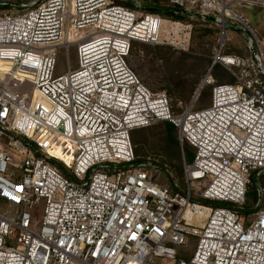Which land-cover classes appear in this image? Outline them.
<instances>
[{
    "label": "built area",
    "instance_id": "2783aa9c",
    "mask_svg": "<svg viewBox=\"0 0 264 264\" xmlns=\"http://www.w3.org/2000/svg\"><path fill=\"white\" fill-rule=\"evenodd\" d=\"M239 7L264 0H0V264H264V49ZM194 22L224 43L174 110L128 59ZM228 33L240 52H226ZM72 45L77 68L59 73ZM217 66L234 82L216 83ZM162 122L194 151L182 186L137 161L132 132Z\"/></svg>",
    "mask_w": 264,
    "mask_h": 264
},
{
    "label": "rangeland",
    "instance_id": "374dc122",
    "mask_svg": "<svg viewBox=\"0 0 264 264\" xmlns=\"http://www.w3.org/2000/svg\"><path fill=\"white\" fill-rule=\"evenodd\" d=\"M237 9L249 20L262 40L264 49V9ZM226 39V52H240L245 46L244 39L238 34L228 33ZM164 40L167 43L160 45L134 43L128 61L143 84L154 93H166L173 109L177 110L180 102L186 105L193 100L196 89L208 74L212 58L223 45L224 38L212 23L194 22L192 28L180 32L177 36H165ZM58 63L59 73L76 69L77 46L72 45L69 51L61 52ZM214 78L216 83L234 81L232 75L224 69H217ZM211 100L212 87L207 86L199 97L196 108L209 106ZM174 136L178 138L177 133ZM131 140L138 162L146 161L156 168L162 167L159 181L163 185L170 187L174 181L181 186L184 184L188 148L181 144L177 149L174 147L169 140L165 124L137 130ZM189 151L194 152L190 148ZM262 183L264 184V181ZM245 217L251 220L254 213ZM195 247L196 239L192 238L187 247L188 252H193Z\"/></svg>",
    "mask_w": 264,
    "mask_h": 264
},
{
    "label": "trees",
    "instance_id": "16d2710c",
    "mask_svg": "<svg viewBox=\"0 0 264 264\" xmlns=\"http://www.w3.org/2000/svg\"><path fill=\"white\" fill-rule=\"evenodd\" d=\"M133 45H134V44H133ZM133 45H132V48H133ZM131 52H132V49H131ZM130 56H131V54H130ZM128 62H129V61H128ZM217 69L220 70V69H222V68L219 67V66L215 67L214 73L217 71ZM214 73H213V76H214ZM233 80H234V79H233ZM233 82H234V81H233ZM233 82H231V83H233ZM211 87H212V86H211ZM202 92H203V91H202ZM158 124H165V126H166V128H167V132H168L169 140H170V142H171L172 144H174V147L177 149V148L179 147V145H180V142H179L178 138L176 139L175 136H174V134L177 133V129H176V127H175L173 124L169 123V122H162V123H158ZM158 124H155V125H158ZM155 125H153V126H155ZM153 126H152V127H153ZM149 128H150V127H149ZM143 129H146V128H143ZM137 130H140V129H137ZM137 130H134V131L132 132L131 137H133L135 131H137ZM186 146H187V148H188V150H187V154H188V164H190V163H192V161H193V159H194V152L191 153V152L189 151V148H190L191 150H192V148H191L190 146H188V145H186ZM53 156H54V158L51 159V163H52L53 165H55L56 167H58L62 172L68 174V172H67V164H66L65 162L69 163L68 160H70L71 158H70V157H66V156H65L64 154H62V152H60V151H54V152H53ZM160 167H161V166H160ZM161 168H162V167H161ZM253 189H254V188H253ZM253 189H252V191L249 193L248 203H252V202L254 203V202L256 201V194H255V191L253 192ZM253 203H252V205H253ZM252 205H249V206L247 205V206H245V207L240 208V210H241V214L244 215V216H247V215H249V213H254L255 211H254V208L252 207Z\"/></svg>",
    "mask_w": 264,
    "mask_h": 264
},
{
    "label": "bare ground",
    "instance_id": "6f19581e",
    "mask_svg": "<svg viewBox=\"0 0 264 264\" xmlns=\"http://www.w3.org/2000/svg\"><path fill=\"white\" fill-rule=\"evenodd\" d=\"M1 67H2V68H9V67H10V63H8V62H2V63H1ZM18 76H19V77L28 76V78H32L29 74H25V73H23V72H21Z\"/></svg>",
    "mask_w": 264,
    "mask_h": 264
},
{
    "label": "water",
    "instance_id": "95a60500",
    "mask_svg": "<svg viewBox=\"0 0 264 264\" xmlns=\"http://www.w3.org/2000/svg\"><path fill=\"white\" fill-rule=\"evenodd\" d=\"M168 14H171V12H167Z\"/></svg>",
    "mask_w": 264,
    "mask_h": 264
}]
</instances>
